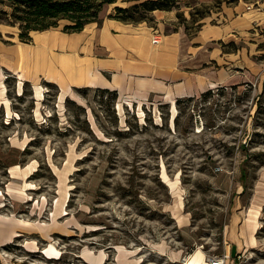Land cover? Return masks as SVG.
Instances as JSON below:
<instances>
[{"label":"rangeland","instance_id":"1","mask_svg":"<svg viewBox=\"0 0 264 264\" xmlns=\"http://www.w3.org/2000/svg\"><path fill=\"white\" fill-rule=\"evenodd\" d=\"M243 40L239 71L254 62L259 80L170 104L5 78L0 214L59 229L0 246V264H205L226 248L227 264H264V55Z\"/></svg>","mask_w":264,"mask_h":264},{"label":"crops","instance_id":"2","mask_svg":"<svg viewBox=\"0 0 264 264\" xmlns=\"http://www.w3.org/2000/svg\"><path fill=\"white\" fill-rule=\"evenodd\" d=\"M198 1L211 9L199 20L197 30L179 23L174 8L152 11L153 24L133 23L111 17L114 10H104L107 4L99 13L100 22H89L79 31L49 28L33 32L29 42H22L18 32L8 31L5 36L0 29V84L4 86L7 76L35 88L49 82L62 96L80 88L108 89L120 101L143 105L170 104L210 89L238 85L247 73L250 81L259 80L262 75L254 62L246 74L239 71L242 51L238 41L250 34V49L264 55V0H221L219 6L218 0ZM186 9L188 17L185 10L179 11L189 19ZM155 31L160 36L158 43L152 42ZM56 229L54 222L0 214V246L26 234L44 239ZM24 246L37 248L34 240Z\"/></svg>","mask_w":264,"mask_h":264},{"label":"trees","instance_id":"3","mask_svg":"<svg viewBox=\"0 0 264 264\" xmlns=\"http://www.w3.org/2000/svg\"><path fill=\"white\" fill-rule=\"evenodd\" d=\"M132 2L128 6L114 7V14L110 16L126 22H140L146 20L154 10H171L179 8L180 0H121ZM227 3L238 0H225ZM247 3L256 0H244ZM117 0H0V24L17 27L18 38L22 42H29L31 34L36 31H43L49 28L61 27L62 30L73 32L81 30L87 23L100 22L99 13L105 4L116 3ZM218 6L221 0H218ZM186 7L189 8L190 18L184 16V11H178L179 22L189 28L192 24L193 29L197 30L201 22L211 9V6L199 2L198 0H186ZM2 37L0 31V38ZM11 76H7L9 79ZM46 85L55 86L52 83L44 82ZM56 87V86H55ZM57 88V87H56ZM89 89L80 88L77 91L85 92ZM101 95L111 94L117 98V93L108 89H96ZM213 90H207L201 96H210ZM194 97L177 99L176 102L192 100ZM13 244L4 246L9 248Z\"/></svg>","mask_w":264,"mask_h":264},{"label":"built area","instance_id":"4","mask_svg":"<svg viewBox=\"0 0 264 264\" xmlns=\"http://www.w3.org/2000/svg\"><path fill=\"white\" fill-rule=\"evenodd\" d=\"M257 1L258 0H256V2ZM159 40H160V36L158 35V32L155 31L154 35L152 37V42L158 43ZM228 258H229V248H226L223 253L209 256V257H207L206 260H207L208 264H227Z\"/></svg>","mask_w":264,"mask_h":264},{"label":"bare ground","instance_id":"5","mask_svg":"<svg viewBox=\"0 0 264 264\" xmlns=\"http://www.w3.org/2000/svg\"><path fill=\"white\" fill-rule=\"evenodd\" d=\"M4 91V86L1 83L0 84V92ZM44 254H46L49 257H57L59 254V251L53 246V244H50L48 247L43 248ZM192 257V256H191ZM189 261V259L186 261V263Z\"/></svg>","mask_w":264,"mask_h":264},{"label":"water","instance_id":"6","mask_svg":"<svg viewBox=\"0 0 264 264\" xmlns=\"http://www.w3.org/2000/svg\"><path fill=\"white\" fill-rule=\"evenodd\" d=\"M235 251H236V246H233L232 247V255L234 256V254H235Z\"/></svg>","mask_w":264,"mask_h":264}]
</instances>
